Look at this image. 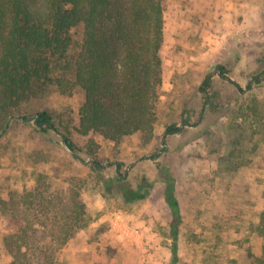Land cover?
Returning <instances> with one entry per match:
<instances>
[{"label": "rangeland", "instance_id": "1", "mask_svg": "<svg viewBox=\"0 0 264 264\" xmlns=\"http://www.w3.org/2000/svg\"><path fill=\"white\" fill-rule=\"evenodd\" d=\"M74 39L69 54L78 56L81 28ZM159 54L162 84L149 137L134 133L112 142L78 134L82 94L64 62L54 64L50 80L19 113L0 115V264H11L4 236L15 221L36 217L45 227L59 226L63 219L51 217L46 200L52 198L58 215L70 217L75 192L84 203L87 225L76 233L82 236V250L76 252L81 258L69 261L64 251L76 235L59 251L68 264H80L79 259L82 264H170L171 215L159 167L174 177L181 204L175 264H254L250 255H263L264 222L257 224L264 209L259 212L261 205L246 200L243 191L250 187L264 198V81L240 92L216 68L224 65L227 77L244 89L264 70V0H165ZM206 74L212 81L205 95L198 86ZM41 110L51 114L59 131L67 126L83 148V161L96 159L102 168L95 171L74 158L58 134L37 131L33 114ZM22 115L31 118L24 122ZM171 123L181 130L164 137ZM91 141L90 156L85 150ZM123 189L148 190L149 196L128 202ZM9 200L27 201L31 208L20 204L17 218L10 219L2 210ZM117 216L140 230L142 241L112 226Z\"/></svg>", "mask_w": 264, "mask_h": 264}, {"label": "trees", "instance_id": "2", "mask_svg": "<svg viewBox=\"0 0 264 264\" xmlns=\"http://www.w3.org/2000/svg\"><path fill=\"white\" fill-rule=\"evenodd\" d=\"M165 0H0V115L19 113L20 107L47 80L56 62L66 64L72 84L82 94L78 109L80 135L97 134L116 142L134 133L151 136L156 122V105L162 84L160 48L163 42V11ZM82 29V45L77 55L69 50L75 42L77 29ZM70 59V61H69ZM222 79L230 81L240 92L250 90L264 81V70L252 76L245 89L227 77V68L217 66ZM212 77L206 74L198 90L206 95ZM59 82V81H57ZM35 129L56 133L64 147L83 161L70 130L59 131L53 117L45 110L37 111ZM20 118L26 122L24 115ZM62 124V121H60ZM187 123H185L186 125ZM197 122L194 123L196 126ZM181 127L165 126L164 137ZM259 131H252L256 136ZM95 143L85 153L92 155ZM88 165L102 168L94 159ZM117 169L119 168L116 167ZM163 200L170 211L169 236L171 263L178 259L177 237L182 214L176 197L175 179L167 168L159 167ZM114 181L121 183L120 177ZM109 183H106L108 186ZM124 200L131 202L149 196L148 190L123 189ZM34 196H42L33 191ZM31 193H29L30 195ZM52 197V196H51ZM23 199V198H21ZM52 218L63 219L61 225L45 227L44 222L28 219L15 221L12 231L4 236V245L12 258L11 264H68L60 249L87 225V212L78 192L72 196L70 217L58 215L52 198L46 200ZM27 201L9 200L2 208L10 219L17 218L20 204L31 208ZM0 208L3 204L0 203ZM264 222V211L257 226ZM46 233L43 239L29 235ZM264 251V250H263ZM254 264H264L263 255H250Z\"/></svg>", "mask_w": 264, "mask_h": 264}, {"label": "crops", "instance_id": "3", "mask_svg": "<svg viewBox=\"0 0 264 264\" xmlns=\"http://www.w3.org/2000/svg\"><path fill=\"white\" fill-rule=\"evenodd\" d=\"M248 191H243V193L245 194L246 196V200H255L256 204L257 205H261V209L259 210V212H261L263 209H264V198H261V200L259 199L258 197V193L259 195H261V192H258V191H252L250 189V187L247 188ZM253 195L257 196L255 199L253 197ZM180 207H181V204L179 203ZM257 219H258V216H257ZM82 242V236L81 235H76L74 238L71 239V243H69V245L65 248V252H66V255H68V260L70 261V259H77V257L81 258V256L78 254L76 255V252L79 251V250H82L81 247H80V243ZM64 252V254H65ZM71 256V257H70ZM80 264L84 263V260L82 259H79ZM74 264V263H72Z\"/></svg>", "mask_w": 264, "mask_h": 264}, {"label": "built area", "instance_id": "4", "mask_svg": "<svg viewBox=\"0 0 264 264\" xmlns=\"http://www.w3.org/2000/svg\"><path fill=\"white\" fill-rule=\"evenodd\" d=\"M121 227L123 233L126 236L131 237L134 241H142L140 237V230L130 225L127 221H125L121 216H117L112 220V226Z\"/></svg>", "mask_w": 264, "mask_h": 264}, {"label": "water", "instance_id": "5", "mask_svg": "<svg viewBox=\"0 0 264 264\" xmlns=\"http://www.w3.org/2000/svg\"><path fill=\"white\" fill-rule=\"evenodd\" d=\"M37 114L35 113V114H33V123L34 124H36V119H37ZM31 118V116L30 117H28L27 119H26V121L27 120H29ZM163 139V136L161 137V140ZM93 160H87V161H82L84 164H88L89 162H92ZM116 167H117V163H116ZM126 169H128V168H126Z\"/></svg>", "mask_w": 264, "mask_h": 264}]
</instances>
